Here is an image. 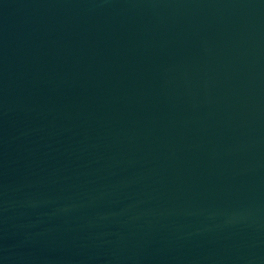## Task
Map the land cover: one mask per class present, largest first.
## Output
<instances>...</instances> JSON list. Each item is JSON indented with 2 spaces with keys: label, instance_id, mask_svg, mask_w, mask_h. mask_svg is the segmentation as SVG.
<instances>
[{
  "label": "water",
  "instance_id": "95a60500",
  "mask_svg": "<svg viewBox=\"0 0 264 264\" xmlns=\"http://www.w3.org/2000/svg\"><path fill=\"white\" fill-rule=\"evenodd\" d=\"M0 264H264V0H0Z\"/></svg>",
  "mask_w": 264,
  "mask_h": 264
}]
</instances>
